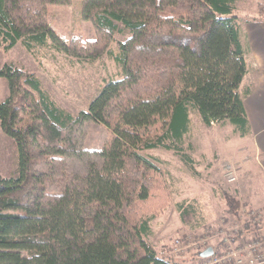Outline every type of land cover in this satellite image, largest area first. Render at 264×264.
<instances>
[{
    "label": "trees",
    "instance_id": "1",
    "mask_svg": "<svg viewBox=\"0 0 264 264\" xmlns=\"http://www.w3.org/2000/svg\"><path fill=\"white\" fill-rule=\"evenodd\" d=\"M49 5L75 7L68 35L52 26ZM238 21L234 0H0L4 51L49 46L83 61L107 55L120 69L73 116L33 72L0 68L8 86L0 129L18 152V175L0 178V264H176L149 241L151 217L168 199L159 167L141 152L171 151L193 170L183 146L192 110L206 126L250 135ZM222 198L237 217L236 193ZM189 210L197 215L193 203H179L182 219ZM261 230L248 224L240 235Z\"/></svg>",
    "mask_w": 264,
    "mask_h": 264
},
{
    "label": "rangeland",
    "instance_id": "2",
    "mask_svg": "<svg viewBox=\"0 0 264 264\" xmlns=\"http://www.w3.org/2000/svg\"><path fill=\"white\" fill-rule=\"evenodd\" d=\"M234 2L242 31L246 32V21L260 15L264 18V0ZM48 10L54 16L52 26L56 32L68 35L73 30L75 7L49 5ZM79 26L87 39H94V29L90 22H82ZM118 38L120 36H116ZM110 50L113 56L119 54L115 41L110 44ZM5 63L33 72L56 106L73 116L87 109L104 81L117 78L120 74L115 61L107 55L97 60L83 61L59 53L49 46L35 47L29 52L21 43L8 51L0 48V68ZM7 94V81L0 77V103ZM258 99L255 102L257 109L253 111L259 118L260 134H264V94ZM189 118L190 130L183 146L193 160V170L186 167L171 151L151 149L141 152L159 167L168 199L166 207L151 217V245L161 253L171 250L176 238L187 235V240L182 239L177 244L179 249L184 247L177 253L183 254V257L165 253V256L161 255L169 257L176 264H191L197 260L195 250L203 245L202 239H206L205 245L217 249L222 238L219 231L222 226L227 229L247 221L248 216L243 214L242 209L264 207L250 203L264 200V144L261 143L260 149L255 143L260 140V135L253 139L250 135L241 137L229 124L206 126L196 110L190 111ZM227 167L236 176L234 182L226 180ZM245 171H251V175ZM17 175V146L0 129V178ZM223 192H235L240 199L237 217L231 218L225 213ZM183 201L193 203L197 215L195 211L189 210L182 219L178 205ZM261 226L259 233L264 236V214Z\"/></svg>",
    "mask_w": 264,
    "mask_h": 264
},
{
    "label": "built area",
    "instance_id": "3",
    "mask_svg": "<svg viewBox=\"0 0 264 264\" xmlns=\"http://www.w3.org/2000/svg\"><path fill=\"white\" fill-rule=\"evenodd\" d=\"M226 180L228 182H234L236 180V176L234 172L227 167ZM263 208H244L243 214L248 216L246 222L234 224L231 228L219 230L222 238L220 241L223 242V245L219 249H213V253L211 256L207 258H201L198 256V253L206 249L207 245L206 239H202L203 245L198 247L195 250V257L197 260L193 261L191 264H264V236L257 233H243L240 235V231L244 230L245 225L250 224H260L263 219L262 211ZM220 235V236H221ZM184 239L187 240V235L176 238L172 243L171 250L161 252L160 254H171L183 257L182 255H177V253L181 252L182 249H179L178 245L180 241ZM195 244V243H194Z\"/></svg>",
    "mask_w": 264,
    "mask_h": 264
},
{
    "label": "crops",
    "instance_id": "4",
    "mask_svg": "<svg viewBox=\"0 0 264 264\" xmlns=\"http://www.w3.org/2000/svg\"><path fill=\"white\" fill-rule=\"evenodd\" d=\"M246 27V32L242 31L243 28L240 27L241 41L246 49L247 73L242 80L239 92L241 94L247 92V94L243 96V105L250 125V136L252 137L251 139L258 135L261 136H259L260 140L255 139V143L257 142V147L262 149L261 143L263 142L264 144V134H260L261 130L258 126L260 124L258 122L259 118L253 110L257 109L255 102L259 101L258 98L264 94V18L246 21ZM245 41L246 44L244 45ZM248 169L249 167L247 170ZM245 172L251 175V171ZM250 203L261 206L264 205V200Z\"/></svg>",
    "mask_w": 264,
    "mask_h": 264
},
{
    "label": "water",
    "instance_id": "5",
    "mask_svg": "<svg viewBox=\"0 0 264 264\" xmlns=\"http://www.w3.org/2000/svg\"><path fill=\"white\" fill-rule=\"evenodd\" d=\"M212 253H213V249H212V247L209 246L206 249H204L203 251L199 252L198 256L201 258H207V257L211 256Z\"/></svg>",
    "mask_w": 264,
    "mask_h": 264
}]
</instances>
